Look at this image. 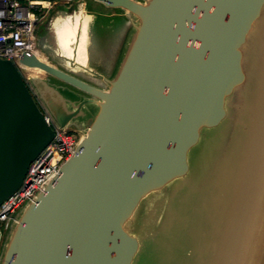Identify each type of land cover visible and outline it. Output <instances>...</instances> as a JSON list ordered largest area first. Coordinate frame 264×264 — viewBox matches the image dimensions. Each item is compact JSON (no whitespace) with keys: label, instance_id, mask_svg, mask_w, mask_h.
<instances>
[{"label":"water","instance_id":"1","mask_svg":"<svg viewBox=\"0 0 264 264\" xmlns=\"http://www.w3.org/2000/svg\"><path fill=\"white\" fill-rule=\"evenodd\" d=\"M96 1L129 14L115 72L107 78L65 59L104 88L34 54L19 58L92 98L66 109L67 95L40 78L26 84L0 58V202L53 135L35 94L60 127L81 115L84 103L95 105L73 152L12 222L0 264H130L137 241L124 223L148 192L187 172L200 129L224 118V99L245 78L242 49L264 6V0ZM252 161L253 199L243 218L251 222L240 233L255 234L264 264V171L258 174L264 153Z\"/></svg>","mask_w":264,"mask_h":264},{"label":"rangeland","instance_id":"2","mask_svg":"<svg viewBox=\"0 0 264 264\" xmlns=\"http://www.w3.org/2000/svg\"><path fill=\"white\" fill-rule=\"evenodd\" d=\"M57 10L86 17L85 24L93 19L89 25V50L109 66L129 33V19L111 14L117 9L96 0L59 2L51 11ZM44 23L45 19L39 21L35 32ZM253 30L242 49L245 78L225 97L222 121L200 129L198 141L187 152V172L148 192L124 223L137 241L130 264H258L263 251L256 250L259 245L256 246L255 234L244 236L240 232L251 222L243 218L249 214V200L253 199L250 173H256L257 164L252 159L264 153V6ZM26 72L67 95L70 103H66V109H72L80 99L92 98L41 70L30 67ZM77 75L96 82L82 72ZM96 85L105 87L100 82ZM35 97L46 110L40 98ZM94 109V104L84 103L81 115L63 127L79 140L86 133L84 119ZM262 171L264 166L258 174ZM256 182H260L259 176ZM24 205L25 202L14 211V217ZM257 222L260 224V219ZM1 251L2 247L0 254Z\"/></svg>","mask_w":264,"mask_h":264},{"label":"built area","instance_id":"3","mask_svg":"<svg viewBox=\"0 0 264 264\" xmlns=\"http://www.w3.org/2000/svg\"><path fill=\"white\" fill-rule=\"evenodd\" d=\"M74 0H0V58L10 60L28 84L29 75L26 66L19 62L20 56L36 55L35 27L43 20L47 12L59 3ZM46 122L53 129L49 142L30 161L19 185L0 202V248L4 234L15 220L14 211L22 203L33 198L37 191L56 175L60 164L73 152L78 139L65 127L53 121L40 104Z\"/></svg>","mask_w":264,"mask_h":264},{"label":"crops","instance_id":"4","mask_svg":"<svg viewBox=\"0 0 264 264\" xmlns=\"http://www.w3.org/2000/svg\"><path fill=\"white\" fill-rule=\"evenodd\" d=\"M109 8L117 9L116 12L112 11L111 14L125 16L129 19V14L125 10L118 7ZM65 11L66 10H57L47 12L44 18L45 23L43 24V28L35 32L36 56L40 60L43 59V61L49 63L50 65L64 70L82 80L90 82L91 84L96 85V82L104 84L103 80L83 71L78 65L70 66L67 59L65 58H73V62L87 66L102 76L109 78L113 75L117 68L121 53L126 43V36L124 37L121 47L119 48L115 59H113V62L109 64V66H105V63L102 61V57L97 54L92 55L91 51L89 50V25L93 19L90 23H86L84 25V32L81 35L80 22L82 17L80 16L75 35L73 37L63 36L58 31V22H56V19L62 20L65 17H68L70 21H73V15H69ZM73 14H75V12H73ZM81 72L90 76L91 79L96 82L79 77L77 74ZM100 88H102V86H100Z\"/></svg>","mask_w":264,"mask_h":264},{"label":"bare ground","instance_id":"5","mask_svg":"<svg viewBox=\"0 0 264 264\" xmlns=\"http://www.w3.org/2000/svg\"><path fill=\"white\" fill-rule=\"evenodd\" d=\"M82 7V6H81ZM71 13V12H70ZM66 14V13H65ZM76 15V14H75ZM73 16V21H70V19L68 17H65L64 19L62 20H57L56 19V22H58L57 24V28H58V31L61 35L63 36H70V37H73L75 35V32H76V27H77V24H78V20H79V17L80 15H76V16ZM87 16V15H86ZM90 17V16H89ZM86 18V17H85ZM85 18L81 19V22H80V31H81V35L83 34L84 32V25H85ZM60 22V23H59ZM77 34V33H76ZM76 39V38H75ZM75 43V42H74ZM83 45V44H82ZM36 56V55H35ZM37 57V56H36ZM38 58V57H37ZM43 60V59H42ZM33 69L39 71L40 69L37 68V67H32ZM42 73V72H41ZM43 74V73H42ZM35 75V74H34Z\"/></svg>","mask_w":264,"mask_h":264}]
</instances>
